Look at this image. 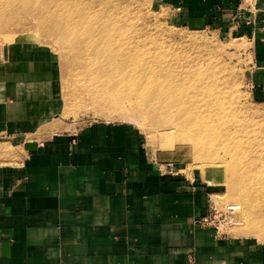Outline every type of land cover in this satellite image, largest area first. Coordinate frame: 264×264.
Returning <instances> with one entry per match:
<instances>
[{"label":"crops","instance_id":"1","mask_svg":"<svg viewBox=\"0 0 264 264\" xmlns=\"http://www.w3.org/2000/svg\"><path fill=\"white\" fill-rule=\"evenodd\" d=\"M167 4L180 25L246 38L247 87L264 102V0L252 13L238 0ZM57 90L51 59L0 47V264H264V242L193 223L208 212L204 182L148 155L132 125L58 124Z\"/></svg>","mask_w":264,"mask_h":264},{"label":"rangeland","instance_id":"2","mask_svg":"<svg viewBox=\"0 0 264 264\" xmlns=\"http://www.w3.org/2000/svg\"><path fill=\"white\" fill-rule=\"evenodd\" d=\"M7 1L0 0V9L5 8ZM27 1L30 0L25 2ZM120 1L131 6L128 7L131 9L128 12L126 10V14L124 11L121 16L126 18L122 22L135 32L130 35L138 50L144 51L149 47H152L150 48L152 50L160 48L165 56L164 59H169V66L183 65V62L187 63L193 60L194 63H200L198 67L208 69V73L217 78L214 90L216 92H220V88L226 90L225 97L216 96L215 105L222 103L220 109L223 111L224 118L228 120L230 128L244 127V135L253 139L256 151L258 152L259 147L263 152L264 117L252 118V113L247 111L249 108H258L264 111V102L261 103L254 99L247 87L250 44L246 38L228 33L223 28H190L180 25L174 22V12L168 6L167 0ZM63 2L64 0H61L59 4L65 5ZM65 2L67 3V0ZM64 7L60 6L59 8L63 10ZM30 8L25 11L28 13L27 16L22 9H15L8 13V16L13 20L19 19V26L4 27L2 19L0 20V47L12 46L18 41H23L34 51L42 53L52 60L55 85L58 87L56 101L60 105L57 123L64 128L72 129H77L93 120L124 122L132 125L138 132L143 148L148 155L152 156L156 153L167 155L168 158L176 161L181 175L203 181L211 194V201L216 206L221 208L231 203L239 205L240 209L233 214L232 221L221 228V232L246 236L244 234L246 230L243 229H247V231L254 229L253 232H249L250 235H253L247 237L263 243L264 223L260 220H264L262 215L264 205L261 207L256 201H258L259 195L260 200L264 202V179L257 184V191L253 185V188L249 190V193L244 194V197L236 196L233 193L231 195L223 184H206L205 177L208 175H205L201 168L195 164L194 152L188 144L175 141L169 147L161 144L160 135L155 134L158 133L159 128H152L146 117L147 112H143L146 107L140 103L138 97L124 89H108L103 82L105 80L97 76L95 78L89 76L90 70L86 65L94 67L98 58L101 57L96 55L97 51L95 55L98 58L92 53L93 50H84L82 44L80 48H75L73 42H70L71 46L64 44L63 36L57 35V32L46 31L42 27V21L36 17L35 8L32 7V11L29 10ZM130 19L131 21H129ZM80 41L82 43L84 39L82 38ZM98 52L100 54V51ZM151 62L155 63L152 59ZM165 63L166 61L162 64ZM164 67L162 65L160 68ZM223 82L224 85L220 86ZM175 136L177 134L172 135L170 140L175 139ZM167 140L169 141V139ZM1 145L3 144L0 143V162H4L9 155V149ZM226 175L229 176L227 173ZM250 206H254V208L247 210ZM256 210L261 213L259 219L254 214Z\"/></svg>","mask_w":264,"mask_h":264},{"label":"bare ground","instance_id":"3","mask_svg":"<svg viewBox=\"0 0 264 264\" xmlns=\"http://www.w3.org/2000/svg\"><path fill=\"white\" fill-rule=\"evenodd\" d=\"M25 1L8 0L5 8L0 9L4 27L19 26V19L13 20L8 13L15 9L25 13L27 8L31 7L30 11L35 8L36 17L46 31L62 35L64 44L71 46L73 42L75 48L82 44L84 50H93L96 58L101 56L94 67L86 65L89 76L105 80L108 89H124L138 97L146 107L143 112H147L152 128H159L155 134L160 135L162 145L169 147L173 141L189 145L196 158L195 164L209 177H205L206 184H223L231 195L239 197L249 193L253 185L257 191V184L264 179V151L259 147L256 151L253 139L244 135V127L230 128L220 109L222 103L215 105L216 96L225 97L226 90H214L217 78L210 75L208 69L198 67L199 62L191 60L183 65L169 66L170 61L164 59L160 48L139 51L131 40L130 33L135 32L122 22L125 17L121 14L131 9H128L130 4L119 0H67V3L64 0L65 5L59 4L61 0ZM60 6L65 7L62 10ZM162 65L165 67L160 68ZM223 85L224 82L220 84ZM247 111L252 113V118L264 117L263 109L249 108ZM174 134L177 136L170 140ZM259 197L256 203L263 206ZM253 208L250 206L247 210ZM254 214L260 218L259 210ZM243 230L246 236L253 235L249 232L254 229Z\"/></svg>","mask_w":264,"mask_h":264},{"label":"built area","instance_id":"4","mask_svg":"<svg viewBox=\"0 0 264 264\" xmlns=\"http://www.w3.org/2000/svg\"><path fill=\"white\" fill-rule=\"evenodd\" d=\"M258 0H238L237 9L238 11L249 10L251 13L255 11V5ZM168 167H174L171 162L167 163ZM239 209L238 204H226L223 207L216 206L211 200L208 205V212L193 220V223L201 228H211L215 232H221V228H224L233 219V214Z\"/></svg>","mask_w":264,"mask_h":264}]
</instances>
